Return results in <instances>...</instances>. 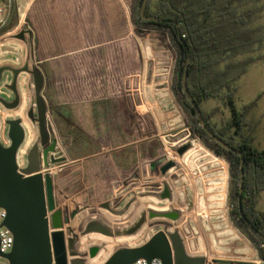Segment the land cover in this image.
<instances>
[{
	"label": "rangeland",
	"instance_id": "obj_1",
	"mask_svg": "<svg viewBox=\"0 0 264 264\" xmlns=\"http://www.w3.org/2000/svg\"><path fill=\"white\" fill-rule=\"evenodd\" d=\"M131 1L59 0L57 10L74 31L73 40L65 52L41 63L36 60L33 27L26 19L22 21L16 33L26 27L31 39L25 36L23 48L14 45L10 60L14 66L3 65L8 69L0 79L1 144L10 143L8 119H20L24 129L16 155L20 169L27 164L28 151L38 144L41 171L52 178L70 260L103 264L116 249L140 246L155 232L164 231L176 232L185 254L204 258L208 264L226 263V259L264 264L242 233L236 231L247 247L243 240L236 244V237L225 230L223 220L230 223L228 163L193 135L172 92L175 50L164 32L134 26ZM259 23L264 26V15L254 24ZM251 54H262L263 58L246 68L233 101L239 112L251 105L245 117L256 120L254 144L261 148L264 48ZM9 68L19 70L15 91L10 89L13 74ZM32 69L41 77L39 91L29 72ZM167 73L168 91L164 83ZM15 97L18 105L5 107L3 102H12ZM200 106L206 112L219 109L210 118L211 124L229 117L227 107L218 100L210 99ZM62 110L67 120L61 116ZM126 141H137L128 149L127 183L122 184L118 175L117 183L111 184L103 151ZM183 145L188 149L179 155L177 149ZM95 151L103 153L92 156ZM79 156L85 157L73 161ZM156 157L169 161L168 171L154 176L146 166L148 170L141 172L143 165ZM153 203L161 209H153ZM150 212H174L177 219L150 217ZM104 217L122 223L108 227ZM92 221L119 232L138 226L132 234L105 235L93 228L86 230ZM163 224L171 230L159 226ZM82 240L85 243L81 244ZM233 245L238 249L232 251Z\"/></svg>",
	"mask_w": 264,
	"mask_h": 264
},
{
	"label": "trees",
	"instance_id": "obj_2",
	"mask_svg": "<svg viewBox=\"0 0 264 264\" xmlns=\"http://www.w3.org/2000/svg\"><path fill=\"white\" fill-rule=\"evenodd\" d=\"M142 1H131V22L136 27L156 29L167 35L176 54L171 80L172 92L193 135L227 161L230 176V219L264 261V241L244 223L238 213L240 157L205 132L181 85L189 54L186 88L198 104L210 131L241 152L244 158L242 210L250 223L264 236V215L255 210L256 195L264 189V148L256 150L252 147L245 128V116L250 112L251 105L239 112L233 101L240 77L250 64L261 59L259 55L253 56L251 53L264 46V26L254 24L264 12V0H253L252 4H249V0H147L143 15L157 17L158 20L142 17ZM58 2L59 0H34L25 17L36 35L37 61L62 54L70 45L67 43L73 40V28L70 31L64 23L63 12L57 10ZM210 99L222 102L229 111V117L220 125L210 123V118L219 112L218 108L206 112L200 106ZM61 116L65 120L68 118ZM102 220L108 227L113 223L107 217ZM121 223L116 221L113 224ZM159 226L171 230L170 226ZM83 243L85 242L82 240L81 244ZM84 245H80L81 249ZM89 264L94 263L90 260Z\"/></svg>",
	"mask_w": 264,
	"mask_h": 264
},
{
	"label": "water",
	"instance_id": "obj_3",
	"mask_svg": "<svg viewBox=\"0 0 264 264\" xmlns=\"http://www.w3.org/2000/svg\"><path fill=\"white\" fill-rule=\"evenodd\" d=\"M146 3L147 0H143L140 6L142 17L158 20L157 17L143 15ZM25 36L31 39V31L23 27L13 37L24 41ZM188 62L189 54L181 78L183 93L194 108L199 123L205 132L217 143L239 155L238 213L244 223L264 241V236L250 223L241 206L244 158L238 149L229 146L216 137L206 126L198 104L186 88ZM7 69L6 66L0 67V79L2 73ZM9 70L13 74L10 89L15 91V78L19 70L14 68H9ZM23 70L28 71L26 67ZM29 72L33 76L36 91H39L41 86L39 72L34 69ZM3 103L7 108H15L18 105V97H15L12 102ZM5 123L8 125L7 136L10 143L4 146L0 142V208H3L6 212L3 225L11 232L13 244L11 250L4 254V257L8 260V264H83L82 260L77 258L69 259V255L72 254L67 247L61 211L55 205L52 178L49 173H42L41 171L42 164L38 144L36 143L31 147L27 153L26 166L19 169L16 155L24 139V129L21 126L20 119H8ZM42 127L44 128L43 121ZM41 142L43 143L42 139ZM187 149L188 145H183L177 149V153L182 155ZM157 163H159V166L155 169L154 176H162L171 166L169 161L161 158L156 163L144 165L143 169L147 168L146 166L154 167ZM150 217L176 220L177 214L174 212L165 214L150 212ZM137 226L138 224L128 230L119 232L104 227L100 222L92 221L87 225L86 230L90 231L93 228L95 232L99 231L101 234L119 236L132 234ZM138 258H144L147 261L158 258L162 264L205 263L204 258H191L185 254L181 239L176 232L167 234L164 231H157L140 246L116 249L103 264H128Z\"/></svg>",
	"mask_w": 264,
	"mask_h": 264
},
{
	"label": "crops",
	"instance_id": "obj_4",
	"mask_svg": "<svg viewBox=\"0 0 264 264\" xmlns=\"http://www.w3.org/2000/svg\"><path fill=\"white\" fill-rule=\"evenodd\" d=\"M33 1L34 0H12V6H11L10 14L7 18V22L3 27L0 28V59H1V61H3L0 63L2 64V66L3 65H13V63L10 62V60L12 58H14L13 47L15 44H17L23 48L22 41L15 39L13 36L15 34H17L16 32L19 30V27H20L22 21L25 19L29 9L31 8ZM3 5H4V0H1L0 6H3ZM263 15H264V12L261 13L260 17H262ZM256 25L262 26L260 23L256 24ZM263 48H264V46L261 49L255 50V51L260 52V50H262ZM259 56L261 57V59L263 58L262 54H260ZM261 59H259V60H261ZM259 60H257V61H259ZM38 62L41 63L42 61H38ZM3 73H2V75H3ZM62 106H63L62 108H65L66 105H62ZM60 113H61V115L64 114L63 116H65V114H66L65 111H63V110ZM245 121L247 123V126L245 128L247 130L248 136L251 139L252 147L255 148L256 150H261L262 148H264V144H263V146H261V148L260 147L256 148L255 144H254L255 143L254 133H255V129H256V120H254L252 117H245ZM221 122H219V121L215 122L214 121L212 123L218 125V123H221ZM136 143H137V141H133V142H127L126 141V142L120 143V144L115 145V146H110L109 149H105V151H103L104 153L107 154L106 158L108 161L107 164H108V168H109L108 170H109V174H110L109 181L111 184L117 183L115 181V177L118 175L120 176V182L122 184H124L125 181L127 183L128 172H129L128 171L129 170L128 169V157H129L128 149H129V146H132ZM103 152L102 151H95L91 154H92V156H96V155L103 153ZM83 157H85V156L76 157L73 159V161L82 159ZM160 159H161V157H156L153 160L149 161V164L150 163H156ZM146 161H148V160H146ZM141 165H143V164H141ZM158 166H159V163H157L154 167H150L151 168V172H150L151 175H154L155 169L158 168ZM143 170H148V168H145V169L141 168V172ZM153 205H154V206H152L153 209H158V210L161 209V208L157 207L156 204L153 203ZM255 210L257 213L264 215V189L261 190L256 195ZM229 220H230V218H229ZM223 222H226L225 230L230 231V233H232V234H230V233L229 234L231 236L236 237V244H239V241H242L243 239H241L240 235L237 234L236 231H238V229L232 224L231 220H230V223L225 221V220H223ZM243 245L245 247H247L246 242L243 243ZM125 247H127V246H125ZM237 249H238V246H234V245L231 248L232 251H235ZM223 261H226V263H222V264H259L258 262L254 261V260H252V262H250V261H234L232 263H231V259H226ZM204 264H208V262H206V260H205Z\"/></svg>",
	"mask_w": 264,
	"mask_h": 264
},
{
	"label": "built area",
	"instance_id": "obj_5",
	"mask_svg": "<svg viewBox=\"0 0 264 264\" xmlns=\"http://www.w3.org/2000/svg\"><path fill=\"white\" fill-rule=\"evenodd\" d=\"M11 6H12V0H4V5L0 6V28L6 24L7 18L10 14ZM167 80H168V73L166 75V80L164 81V83L166 84V88H165L166 91H168L167 89L169 87ZM153 91L155 94L157 93L156 90ZM226 208L227 211L228 206ZM5 217H6L5 210L3 208H0V264H8V260L4 257V254L8 253L11 250L13 244V236L11 232L3 225V220L5 219ZM128 264H162V262L158 258H152L149 261H147L144 258H138L137 260Z\"/></svg>",
	"mask_w": 264,
	"mask_h": 264
},
{
	"label": "flooded vegetation",
	"instance_id": "obj_6",
	"mask_svg": "<svg viewBox=\"0 0 264 264\" xmlns=\"http://www.w3.org/2000/svg\"><path fill=\"white\" fill-rule=\"evenodd\" d=\"M218 125H220V123H218ZM228 195H229V191H228ZM230 210V209H229ZM229 218H230V213H229ZM231 220V219H230ZM232 222V221H231ZM232 224H233V222H232ZM234 225V224H233Z\"/></svg>",
	"mask_w": 264,
	"mask_h": 264
}]
</instances>
